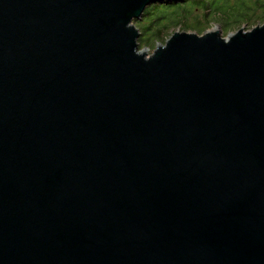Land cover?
<instances>
[{
    "label": "water",
    "instance_id": "1",
    "mask_svg": "<svg viewBox=\"0 0 264 264\" xmlns=\"http://www.w3.org/2000/svg\"><path fill=\"white\" fill-rule=\"evenodd\" d=\"M165 1L0 0V264H264V23Z\"/></svg>",
    "mask_w": 264,
    "mask_h": 264
},
{
    "label": "trees",
    "instance_id": "2",
    "mask_svg": "<svg viewBox=\"0 0 264 264\" xmlns=\"http://www.w3.org/2000/svg\"><path fill=\"white\" fill-rule=\"evenodd\" d=\"M232 0H167L148 5L143 14L145 22L141 24L140 49L154 46L156 42L166 40L172 35L165 36L171 28L180 27L183 31L194 30L204 33L212 22L220 23L225 31L241 28L245 24L253 25L264 22V0H250L235 7L228 5ZM244 1V0H243ZM190 5V9L184 7ZM200 10L202 14L195 12ZM263 11L262 15H258ZM195 19L196 24L192 23ZM202 19H204L202 21ZM205 19H208L205 21ZM202 23V24H201ZM226 36V35H225Z\"/></svg>",
    "mask_w": 264,
    "mask_h": 264
},
{
    "label": "rangeland",
    "instance_id": "3",
    "mask_svg": "<svg viewBox=\"0 0 264 264\" xmlns=\"http://www.w3.org/2000/svg\"><path fill=\"white\" fill-rule=\"evenodd\" d=\"M177 1H180V0H177ZM250 0H232L231 1V3H227L228 5H230V6H232L233 4L235 5V7H237V6H239L242 2H249ZM184 7L185 8H187V9H190L191 7H190V5H188V4H184ZM195 12H197L198 14H202L203 12H201L200 10H198V11H196L195 10ZM263 14V11H260L259 13H258V15H262ZM145 17H146V15L145 14H143V15H141V17L140 18H136V19H134L133 20V25L134 26H136L137 28H138V30L140 31V33H141V30H140V22H141V24H143L145 21ZM204 19H202V21H203ZM206 20H208V19H205V21ZM196 21L197 20H195V19H193L192 20V23H195V25L197 26V25H199V24H196ZM264 22L263 21H259L258 23H255V24H253V25H250V24H245L244 26H242L241 28H244L245 30H250V29H252L253 27H255V26H257V25H260V24H263ZM202 24V23H201ZM237 30H239V28H237V29H231V30H229L228 32H226V34H225V31H224V29H223V27H222V25L220 24V23H217V22H212V23H210L209 24V26H208V28H207V30L206 31H220L221 32V34L223 35V36H225V37H227V36H229V35H231V34H234ZM175 31H183V30H181V28L180 27H174V28H171L169 31H168V33L167 34H165V36H168V35H171L172 33H174ZM189 32H195L194 30H189ZM140 37H141V34L139 35V39H138V46H139V48L141 47V45H142V43H143V41L142 40H140ZM164 44L165 42H163V41H158V42H156L155 43V45L154 46H145L144 48H142V49H140L143 53H145V54H147L148 56H150L153 52H154V50L157 48V46L158 45H160V44Z\"/></svg>",
    "mask_w": 264,
    "mask_h": 264
}]
</instances>
